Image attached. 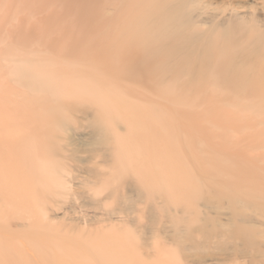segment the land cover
I'll use <instances>...</instances> for the list:
<instances>
[{"label":"bare ground","instance_id":"obj_1","mask_svg":"<svg viewBox=\"0 0 264 264\" xmlns=\"http://www.w3.org/2000/svg\"><path fill=\"white\" fill-rule=\"evenodd\" d=\"M44 1L62 15L48 26L77 28V49L101 42L113 51L88 62L73 47L67 61L27 51L26 39L21 49L0 51V88L5 82L14 92L8 97L32 105L22 116L0 106V133L18 139L7 159L21 171L15 180L0 170V264H36L23 244L10 241L11 225L37 264H188L212 250L233 251L237 257L225 264L240 256L264 264V177L226 150L206 155L191 147L196 139L180 129L205 125L204 142L230 145L237 139L232 128L241 126L264 144V0ZM70 110L86 115L91 128L71 150L77 160L87 154L79 160L91 174L85 187L100 206L113 200L125 215L85 227L62 220L65 232L48 211L69 190L60 140L71 130ZM143 212L148 232L139 244L128 226H138Z\"/></svg>","mask_w":264,"mask_h":264},{"label":"rangeland","instance_id":"obj_2","mask_svg":"<svg viewBox=\"0 0 264 264\" xmlns=\"http://www.w3.org/2000/svg\"><path fill=\"white\" fill-rule=\"evenodd\" d=\"M65 18L67 19L68 15L65 16ZM53 19H62V15H57L48 10L44 0H0V51L6 50L9 46H17L21 49L22 45H25L21 41L23 39H26L27 44H29V46L25 48L27 51L40 49L41 51L45 52L49 51L53 55L56 54L60 56H67L66 60H70V57H72L70 49L76 46L75 42L73 41L77 39V34H79L78 30L77 28H54L56 26H48L50 20ZM92 29L95 32V30H103L104 28ZM109 48L111 49V47L106 43L102 44L101 42H95L94 46L89 50L85 48L77 49V47H75V50H78L77 54L80 57H83L87 59L86 61L90 62L105 60L108 56L111 55L110 53H112L113 51L112 49V51L109 50ZM43 55H45V53L35 52L34 57L40 59V57ZM87 57L89 58V60ZM128 57L129 56L122 54L120 58L128 59ZM66 60H64L65 66H69ZM2 85L6 86L0 88V106L2 109H4L5 111H9L8 113H14L15 115L22 116V113H20L22 109H27V107L29 106L32 107V105L27 104L22 97H8L7 92H14L11 88L7 87L8 85H6L5 82H3ZM140 91L143 92V94L147 95L148 98L154 95L150 94V92L146 93L147 91L141 88ZM192 107L198 108V106L194 105ZM65 115L68 117V119L71 120L72 125L70 126L71 130H69L68 135L64 134V136H61L60 144L65 146L66 149L61 156V160L66 166L67 172L65 177L67 179V183L69 182V190L62 197L53 198L49 203L48 213L51 218V222L54 224H60V226L64 227L63 225L65 223L62 222V220H66L67 222H74L75 224H79L81 227H85L87 221L94 222L96 220L108 219L110 217L117 220L121 219L125 214H121L122 211L115 201L110 200L105 203V206H100L98 203V200L100 198L93 197V191L90 190L91 188L89 189L85 187L84 182L89 179L91 174L88 172L89 166L86 163H81L79 160H85L87 154H78L79 160L74 159L71 156V150L77 148L80 142L88 139L91 133L89 119H87V116L82 112H75L71 110L70 112L67 111ZM18 118L22 117H17L16 120L23 122ZM49 124L50 123L46 124L45 127H41L42 129H39V133H41L39 139H41L43 133L46 132L44 131L45 128L50 126ZM200 127L201 128H199V125H196V127L188 126L180 128L189 133V135L193 139H196V141H189L191 147L194 145H197L199 148L203 147L206 155L214 154V152H211L213 149L221 150V152H223V150H226L228 152L227 154L230 156L248 160L256 167V172L258 173V175L264 177V161H261L264 160V144H262L261 141L258 140V137L256 135L253 136L241 126H236L232 128L234 130L233 132L236 133L235 135L237 136V139L234 140L235 143L224 145L222 143H218V141H216L217 139L215 141L213 140L204 142V139H207L201 133V129H203L202 126ZM120 134H124V131H120ZM152 134L154 133L145 132L142 133L141 136L149 138L150 136H152ZM218 134L219 133H216V135ZM154 135L164 136V133H162L161 131H156ZM68 136L71 137L70 140ZM17 144L18 139L16 137H9L3 132L0 133V170L2 173L8 172L10 174V177L15 180L20 179L21 171L17 168V162L13 161L12 159L8 160L7 157H9L10 154L15 155V148ZM182 160L185 166L187 165L188 168H194V165L192 167L190 164H187V160L189 159L183 158ZM96 161L98 163H101V159H96L95 162ZM109 168L110 167L104 164L100 165L101 171L110 173L111 168ZM92 189H94V187ZM123 192H130L129 194H133L130 187L124 188ZM223 212L225 213L226 211ZM56 217H59V219H57ZM221 218H224L223 215L221 216ZM164 221L166 222L165 219ZM139 225H129L128 229L131 230L138 243L140 244L144 243L143 240L147 237L146 233L148 232L146 212L140 214ZM168 225L170 224H167V227H170ZM10 228H14L12 229V231L14 230L13 232L18 231L15 232L16 234L14 233V235L12 231H9L11 232V234H8L10 236H8L10 241L16 244H23L27 251L25 255L26 258L31 260V262L37 264L38 258L36 257L35 252L27 246L26 239H22L20 238V236H17L19 231L21 232V229L14 225H11ZM63 229L65 232H68L66 226ZM166 235L168 234H165V236ZM143 252L147 253L148 257L146 256V258L149 259L151 258L149 254H151L153 251L151 249L143 248ZM233 255L234 254L232 250H212L203 259L189 258L186 259L185 262L188 264H225L227 260L237 257ZM239 258L240 259L238 264H263L260 258L254 259L252 258V256H240ZM181 264H184V262H181Z\"/></svg>","mask_w":264,"mask_h":264}]
</instances>
